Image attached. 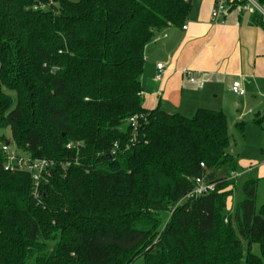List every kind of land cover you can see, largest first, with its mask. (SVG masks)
I'll use <instances>...</instances> for the list:
<instances>
[{
	"label": "trees",
	"instance_id": "16d2710c",
	"mask_svg": "<svg viewBox=\"0 0 264 264\" xmlns=\"http://www.w3.org/2000/svg\"><path fill=\"white\" fill-rule=\"evenodd\" d=\"M191 7L0 0V147L53 164L36 199L0 154V264H264V179L239 183L226 114L143 107L145 49ZM198 178L216 190L187 199Z\"/></svg>",
	"mask_w": 264,
	"mask_h": 264
},
{
	"label": "crops",
	"instance_id": "0c3cea01",
	"mask_svg": "<svg viewBox=\"0 0 264 264\" xmlns=\"http://www.w3.org/2000/svg\"><path fill=\"white\" fill-rule=\"evenodd\" d=\"M191 3L185 24L157 31L145 49L141 76L143 107L184 116L194 115L199 108L226 113L229 109L224 102L226 93L241 100L237 104L239 112L249 91L264 95V30L255 17L238 10L228 13L223 22L214 23L211 13L215 0H191ZM159 63L165 65L161 83L155 80ZM237 81L246 92L243 97L232 91ZM201 82L204 85L199 88ZM258 107H261L258 115H263L264 104L260 102ZM246 113L253 112L244 110L237 120L241 122ZM261 151L259 164L248 170L239 164L242 170L239 177L255 173L257 176L251 178L264 179V150Z\"/></svg>",
	"mask_w": 264,
	"mask_h": 264
},
{
	"label": "built area",
	"instance_id": "2783aa9c",
	"mask_svg": "<svg viewBox=\"0 0 264 264\" xmlns=\"http://www.w3.org/2000/svg\"><path fill=\"white\" fill-rule=\"evenodd\" d=\"M234 10L255 17L264 30V4L262 0H215L214 8L211 13V20L214 23H221L224 21L225 16ZM183 29L186 30L187 27L184 26ZM164 70L165 65L159 63L157 65V75L155 77L157 83L163 81ZM189 80L195 82V78L192 76H189ZM203 85V82H201L199 88H202ZM232 91L235 95L240 97L246 94L239 81L233 83ZM131 123L133 126L136 125L134 119L131 120ZM71 147L72 144L67 146V148ZM0 154L3 158L4 170L6 172H24L32 176L34 182V195L35 198L38 199L41 185L48 179V174L50 170L53 169V164L44 160H34L20 154L18 150L12 147L10 142L9 145L8 143L1 145ZM201 166L204 168L203 164H201ZM215 190L216 184L208 182L205 178H198L196 179L195 189L186 198H198L208 195Z\"/></svg>",
	"mask_w": 264,
	"mask_h": 264
},
{
	"label": "rangeland",
	"instance_id": "374dc122",
	"mask_svg": "<svg viewBox=\"0 0 264 264\" xmlns=\"http://www.w3.org/2000/svg\"><path fill=\"white\" fill-rule=\"evenodd\" d=\"M224 95V102L226 106L229 108L226 110V115L229 124V135L231 138V144L228 149L233 156H235L239 164L246 170L249 169L251 166H255L259 164L262 159V151L264 150V121L261 125L255 123V119L259 116L258 114L261 113V107H258L260 102L264 104L263 97L264 95H260L259 92L251 93L248 92V95L245 97L246 101L243 100L245 104L239 112H237V104L241 101L238 98L232 96L231 94H223ZM14 99L16 101L15 94H13ZM244 99V98H243ZM215 102V101H214ZM252 110V114H248L241 122L237 120L238 114L243 113V111ZM193 115H189L186 117H192ZM0 136H5L7 139H11V133L9 130H2L0 131ZM12 147L15 150H18L16 145L12 144ZM18 152L22 155V151ZM257 176L255 173H248L244 174L242 177H239V183L243 184L246 180L251 177ZM243 197L242 191L238 192L237 200L240 201ZM233 206L234 201L232 198ZM257 204L260 207L264 204V182L260 185ZM258 253V247L255 250ZM135 264H145L142 261H137Z\"/></svg>",
	"mask_w": 264,
	"mask_h": 264
},
{
	"label": "water",
	"instance_id": "95a60500",
	"mask_svg": "<svg viewBox=\"0 0 264 264\" xmlns=\"http://www.w3.org/2000/svg\"><path fill=\"white\" fill-rule=\"evenodd\" d=\"M57 72V70H54V73H56ZM8 145H9V143H8Z\"/></svg>",
	"mask_w": 264,
	"mask_h": 264
}]
</instances>
